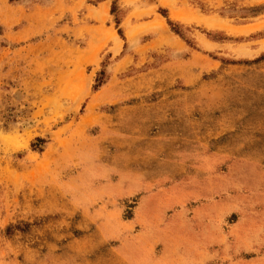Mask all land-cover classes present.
I'll use <instances>...</instances> for the list:
<instances>
[{
  "label": "rangeland",
  "instance_id": "obj_1",
  "mask_svg": "<svg viewBox=\"0 0 264 264\" xmlns=\"http://www.w3.org/2000/svg\"><path fill=\"white\" fill-rule=\"evenodd\" d=\"M0 264H264V0H0Z\"/></svg>",
  "mask_w": 264,
  "mask_h": 264
},
{
  "label": "crops",
  "instance_id": "obj_2",
  "mask_svg": "<svg viewBox=\"0 0 264 264\" xmlns=\"http://www.w3.org/2000/svg\"><path fill=\"white\" fill-rule=\"evenodd\" d=\"M173 164L178 165L180 163L175 160ZM154 167L156 166L154 165ZM150 171H152V169H150ZM156 182H160V181L159 180L156 181L155 179H147V177H145V175H143L142 173L135 175V177L130 175L129 180L127 181L124 180V178H122V179H118L117 181L109 182L108 189H111V190L112 189L119 190L120 188L122 189L121 193H117L113 191V193H115L117 198H129L131 196H134L135 194L140 195L137 201V205L134 207L135 221H133L134 222L133 224L137 225V228L139 229V231L141 230L147 231V230L156 229V222L147 223L146 221L149 215L148 213H151V215H154L152 213L159 211L158 208H160V203L157 200L159 199L161 194L156 188H154L156 187ZM106 194L110 195L111 192H108ZM148 224H151V225H148ZM108 225H110V223L104 222V223H101L100 226L109 228ZM135 236H136V239L140 240L139 243L138 242L136 243L130 240H127V243H123L124 245L128 247L127 251H130V247L132 245H136V244L141 245V232L140 233L138 232V234H135Z\"/></svg>",
  "mask_w": 264,
  "mask_h": 264
},
{
  "label": "trees",
  "instance_id": "obj_3",
  "mask_svg": "<svg viewBox=\"0 0 264 264\" xmlns=\"http://www.w3.org/2000/svg\"><path fill=\"white\" fill-rule=\"evenodd\" d=\"M10 1H12V0H10ZM246 10L249 11L250 14H255V13H258V12L261 10V7H254V8H249V9H246ZM161 12H163V14H164V16H165V11H161ZM165 17H166V16H165ZM169 24H170L171 26H174V24L171 23L170 21H169ZM119 32H120V31H119ZM98 86H99V84L93 86V89L96 90ZM38 140H39V142H42V141H43V139H38Z\"/></svg>",
  "mask_w": 264,
  "mask_h": 264
},
{
  "label": "bare ground",
  "instance_id": "obj_4",
  "mask_svg": "<svg viewBox=\"0 0 264 264\" xmlns=\"http://www.w3.org/2000/svg\"><path fill=\"white\" fill-rule=\"evenodd\" d=\"M13 143V142H12Z\"/></svg>",
  "mask_w": 264,
  "mask_h": 264
}]
</instances>
